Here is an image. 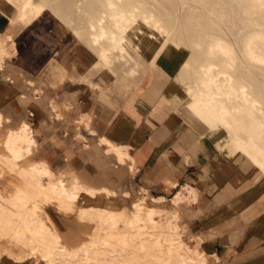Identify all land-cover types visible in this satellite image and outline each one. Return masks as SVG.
Wrapping results in <instances>:
<instances>
[{
  "label": "bare ground",
  "instance_id": "bare-ground-1",
  "mask_svg": "<svg viewBox=\"0 0 264 264\" xmlns=\"http://www.w3.org/2000/svg\"><path fill=\"white\" fill-rule=\"evenodd\" d=\"M5 4L9 11L4 9ZM0 11L9 15L12 25H25L51 12L76 42L91 50L96 65L119 74L124 70V94L119 95L122 104L145 95L156 97V105H152L155 109L162 102L170 103L197 129L200 139L213 128H221L226 141L217 144L229 147L231 152L239 150L252 160L260 175L255 188L264 187V0H0ZM13 39L0 35L2 54ZM140 70L144 78L137 82ZM82 80L92 84L86 73ZM148 119L152 120V115ZM3 123L0 112V127ZM100 142L105 150L115 152L120 162H128L130 170L138 169L128 143L119 145L106 138ZM36 144L39 142L27 123L5 134L0 132V177L14 170L19 177L29 175L32 188L41 189L27 194L29 182L19 177V183L0 179V254L6 248L9 256L28 258L33 264L36 256L31 252L44 250L42 256L48 264H67L93 259L102 251L98 241L87 243L82 239L76 245L63 241L64 233L53 221V210L73 216L81 224L89 225L96 217L107 221L104 227L112 236L110 240L105 237L104 246L109 242L117 264H125L123 251L128 240L143 249L153 243L155 264H207L203 251L185 244L179 224L160 226L158 212L139 198L133 197L129 211L99 201L116 196L115 184L123 187L131 182L127 172L110 185L93 186L76 174L68 184L46 162L20 163L22 149L31 152ZM55 177L58 183L52 182ZM160 196L167 199L164 194ZM183 198L197 201L199 193L182 185L172 200ZM41 205L47 207L42 209ZM145 217L150 225L143 221ZM95 222L99 224L100 219ZM119 228L120 236L116 235L119 231L115 234ZM157 230L159 233L154 232ZM26 231L31 235L27 250L18 242V236ZM120 239L124 245L118 244ZM182 247H186V253L177 254L173 260V253H169ZM160 251L168 252V256L160 257Z\"/></svg>",
  "mask_w": 264,
  "mask_h": 264
},
{
  "label": "rangeland",
  "instance_id": "rangeland-1",
  "mask_svg": "<svg viewBox=\"0 0 264 264\" xmlns=\"http://www.w3.org/2000/svg\"><path fill=\"white\" fill-rule=\"evenodd\" d=\"M3 6L4 9L6 8V11H9L7 4ZM2 15L3 14L0 12V17H2ZM0 30H2V28ZM16 45L19 49L17 55L18 60H30L32 66L24 72L22 71V67H17L13 64V62H9V64H7L6 70H10L8 66H16L14 71L10 72V75L13 77L12 83L14 84V94L9 103H7V106L4 107V111H2V113L10 118V121H5V123L1 125L0 132L5 134L9 131L7 130L9 127H14L16 125V122L20 120L22 115H27L29 123L36 130L37 137L39 139V145L36 144L31 152H26L25 149H22L23 156L20 158V163L27 166V164H29L28 162H46L53 168L57 177H64L66 179L65 182L68 184L71 183V180L75 175V171L87 179L85 180L81 177L82 180L88 181V183L93 186H100V184L103 183L110 185L117 182L118 179H122V172H127L128 174H124L128 175L127 178L131 182H127L123 187H120L117 184L114 185L116 187L112 185V189L113 187L114 189L116 188V196L110 195L108 197H104V199L99 200L100 202H106L107 205L115 208L124 207L125 211H129L133 205V197L139 198L140 201L145 203V205L154 208L155 211L158 212L156 219L160 226H164L169 222L179 224L182 229V236L185 244L197 247V249L203 251L207 258V264H232L223 261L226 253L224 251L222 253L220 252V250L224 249V247H220L219 243H228V247L230 248H233L236 245L239 246L240 244L231 243L230 241L225 240L226 237L224 234L227 233V230L218 227L217 229H213V231H206L202 228L199 231V236L195 237L192 233H190L191 229L188 226V220L194 217L189 208H197L199 204H194L193 207L191 202L185 198L178 201L172 200L175 194L182 190L181 186L184 183H190L198 186L200 189L204 199H202L203 201L201 204H203L204 207L211 205V187L214 183V177L208 172L210 169L209 161L211 157L216 156V150L213 146L212 140H223V142H225L226 136L223 130H220L219 128L212 129L209 132V137L205 136L202 137L203 139H200L197 129L188 124H183L178 129H173L172 135L166 129L161 128L163 124H159L156 129L165 135L162 136V140L160 139L156 143L150 139L149 129H147L144 133L142 130L136 128L132 129L131 126H127V130L124 129L120 132L121 135L120 133L116 134L109 128L114 121L115 111L110 112L107 110L106 104L102 101L106 96L111 95L105 96V94H103L104 96L102 97L100 94L99 98L93 99L90 88L86 87V85L84 86L80 82L72 83L70 81L57 86L56 90L51 92V95L56 96L57 93L64 89L74 90L79 87L77 98L74 100V104L69 110L65 109L63 100L57 98L58 96H56L61 110H63L62 115H58V118L61 120H57L50 110V92L43 90L42 96H36L39 94L38 90L43 84V78L40 76L39 72L48 59L54 55L55 50L58 51L55 56L59 59V61L65 63L67 67H71V64L74 62L73 65L77 67L75 71L77 73L85 68L87 71L90 70L95 78H99L101 76V69H98L99 66H97V70L94 71L88 66L90 58L86 55V50L82 46H79L66 31H62L60 28L55 26L52 19H50L47 14L41 16L36 23L34 22V24L30 26L28 30H25L22 34H20ZM12 48L15 51L14 46ZM12 48L11 50H13ZM122 73L124 74V70H122ZM28 79L32 82L30 83ZM112 90L120 94V91L114 89L113 87ZM21 92L26 95V101L20 100L19 95ZM123 94L124 93L122 92L121 95ZM29 110L34 111V113L28 114ZM84 112L91 113V126L97 133L106 132L117 139L127 137L134 142L136 146L135 148H137L138 151L140 149L145 151V159L143 161L139 160V164L141 162L144 163V175L139 172V169L134 171L131 168L130 170L129 165L126 163H118V165H116L117 162L112 153H105V150L97 147L93 141L88 140V136L91 135V133H89V131L82 126L84 124V120L81 118H85ZM22 122L26 123L25 120ZM21 123L18 127L23 124ZM3 142H5V140H3ZM17 143L18 145L22 144L21 141H17ZM160 150L165 151L161 163V166L163 167L162 169L156 165V167H153L156 159V153ZM186 151H190L196 158V161L189 163L185 162L184 154ZM63 161H65L66 164H61ZM247 163L248 161L245 156H241L236 163H233L234 167H236L235 176L240 181L242 180V182L247 178ZM200 165H205L207 167L206 174H203V176L201 175V177L198 173ZM116 170H120L117 175H115ZM19 175L20 174L17 171H8L4 172V177H0V179L4 181L11 179L14 183H16V181L19 183V181L16 180ZM57 177L52 178V182L54 181L58 183L59 178ZM20 178L23 182H29V184L27 183V187L29 188L26 190L29 191V193H25L30 194L32 191L38 192L41 190L32 188L30 181H28L30 180L29 175L20 176L19 180ZM110 178H112L113 181H108ZM159 179L162 180L158 182ZM170 180L172 182L175 181L177 185H173ZM127 184L130 185L128 186ZM7 188L12 190V187ZM51 189L52 188H50V190ZM143 189H146V197L144 196ZM162 193H164V196H166L167 199L160 198V194ZM144 197L145 199L143 200ZM220 198L221 196L218 197L219 200ZM41 207L44 209L47 205H41ZM45 212L47 213L48 211ZM51 214L53 216L54 223L59 226L61 233H64L63 241L75 245L82 239H84L87 243L90 241H98V248H101L102 250L101 252H98V254L94 255L93 259L86 260L82 258L75 261H68L67 264H111L112 262L117 264L118 259L115 260V257L110 253V247L108 245L109 242L104 246V242L108 239L110 240V235L112 236V233L105 230L107 221H104L100 217H96L88 225L81 224L73 216L67 217L59 215L53 210L51 211ZM174 215H176L175 218ZM98 219H100L99 224V221L95 222ZM147 219L148 218L145 217V220L143 221L150 225L151 221ZM131 230L133 229H130L129 231ZM158 230L160 231V228ZM158 230L154 232L159 233ZM101 231H103V235ZM121 231L122 229H116L115 234L118 232L116 235L120 236L122 233ZM30 236V231H26L20 237L18 236V242L24 243V248L26 250L28 249V237ZM97 236L98 238H96ZM105 237L107 240H105ZM201 238L204 240H200ZM122 241L123 239H120L118 244H125V250L123 251L125 264H155V258L152 255L153 243H150L151 246L143 249L137 242H133L131 240H128V242ZM41 244L42 243H40V245ZM111 244L112 243H110V246ZM156 248L158 249V246ZM128 249L131 250L129 251ZM214 249L216 251L217 249L219 250L218 252L220 258L217 255L216 257L213 256L216 254V252L214 254L211 253ZM186 250V247L175 248V251L169 254L173 253V257H171L174 260L176 259L174 257H176L177 254L186 253ZM44 252V250L31 252L34 256H36V261L33 264H48L47 258L42 256ZM0 255V261L3 260L4 264H32L28 258L26 260H21L13 256H9L10 252L6 248L2 249ZM158 255L165 258L168 256V252L160 251ZM9 259L16 263H13Z\"/></svg>",
  "mask_w": 264,
  "mask_h": 264
},
{
  "label": "crops",
  "instance_id": "crops-1",
  "mask_svg": "<svg viewBox=\"0 0 264 264\" xmlns=\"http://www.w3.org/2000/svg\"><path fill=\"white\" fill-rule=\"evenodd\" d=\"M0 12L3 14L2 17H0V29L2 28V30H0V35H10L12 36V38H14L13 42L10 41L8 45H5V51L3 50L4 53L2 54L0 52V112L2 113V111H4V107L7 106V103H9L11 97H13L14 94V84L12 83L13 77L12 75H10V72L14 71L16 66L22 67V71L24 72L32 66L30 60H18L17 55L19 49L16 45V42L20 34H22L25 30H28L30 26H32L34 22H36L41 16L47 14L50 19H52V22L55 26L60 28V30L62 31H66L75 41L76 39L70 32V30L66 28L60 21H58L51 12H44L43 14L38 16V18H36L37 20L35 19L33 22L28 23L29 25H12L9 15L3 11ZM76 43L81 46L79 42ZM13 46L15 48V51L12 48ZM11 48L13 50H11ZM84 49L87 52L86 55L90 58V63L88 66L91 67L94 71L97 70V66H99L98 69H101V76L99 78H95L92 75V72H90V70L87 71L85 68L80 70L79 73L75 72L77 67L73 65L74 62L73 64H71V67H67L65 63L59 61V59L55 56V54L58 53L57 50H55L54 55L48 59V61L42 66V69L39 72L40 76L43 78V84L39 90L37 89L39 91V94L36 96H42L43 90L50 92L51 98L49 105L50 110L55 116V119L61 120L60 118H58V115H62L63 111L61 110L56 96H58L57 98L63 100L65 109L69 110L73 106L74 100L77 98L79 87L74 90L64 89L57 93L56 96L51 95V92L53 90H56L57 86L70 81L72 83L80 82L84 86L86 85V87L90 88V90L92 91L93 99L99 98L100 94L102 97L104 96L103 94H105V96L111 95L106 96L102 101L104 104H106L107 110H109L110 112L115 111L114 121L109 128L116 134L122 132L124 129L127 130V126H131L132 129L136 128L142 130L144 133L147 129H149V137L153 142L156 143L158 140H162V136L165 135L160 133V131L156 129L158 128L159 124H163L161 128L169 131L171 135L173 129H178L183 124H188L187 121L184 120L182 116L175 111L174 106H172L170 103L162 102V104H159L156 109L153 108L154 105H156V102H154L156 101V97L150 98L145 95L141 98H133L128 101L129 103L127 102L125 104H122L119 99V95L124 92L122 88L124 74H119L113 71H106L105 69H103V66L96 65L94 54L91 52V50L87 48ZM2 61L3 63H1ZM9 62H13V64H15L16 66H8L10 70H6L7 64H9ZM85 73L90 75L91 83L93 84V86L92 84H89L88 82H84L82 80V75ZM143 78L144 72L140 70L138 78H136L135 81L139 82ZM28 81L30 83L32 82L30 79H28ZM112 87L120 91V94L116 91H113ZM19 97L21 101H26V95L23 92L20 93ZM33 113L34 111L29 110L28 114ZM2 114L4 116V123L5 121H10V118L7 115H5L4 113ZM84 115L85 118H81L84 120V124L82 126H84L89 131V133H91V135L88 136V140L93 141L97 147L102 148L103 150H105L103 148L104 144L101 145L100 142V140L103 138H106L107 140H110L111 142L119 145H123L125 142L128 143L131 148L130 152L134 157L135 164L138 167L139 172L144 175V163L141 162L140 165L139 160L143 161L145 159V151L141 149L138 151V149L135 148L136 146L134 142L127 137L123 139H117L106 132L97 133L96 130L91 126V113L84 112ZM150 115H152V120L148 119ZM24 120L30 125L35 133L36 139L39 140L37 137V132L29 123L27 115H22L20 117V120L16 122V125L14 127H9L7 130L16 129L18 125ZM216 128L219 127H215L213 129ZM219 129L222 130L221 128ZM205 135L206 137H209V133H206ZM212 141L213 146L216 150V156L210 158V169L208 171L214 177V183L211 187L212 202L208 207H204L203 204H201L204 199L198 186L190 183H184L183 186L189 185L193 188L196 187L198 190L196 188L195 189L199 193L198 200L191 202L193 207L194 204L199 205L197 206V208H189V210L192 211L194 217L188 220V226L191 231L193 230L192 232L195 233V237L199 236V231L202 228L206 231H213V229H217L218 227L226 229L227 233L224 234L226 238H223H225L226 241L228 240L231 243H239L240 245H236L235 247L230 248L228 247V243H219L220 247H224V249L220 250V252L222 253L224 251L226 253L224 255L225 258L223 259L224 262H229L232 264H264V187L255 188L256 182L260 178V175L258 174L257 168L254 165L253 161L245 156L242 152H240L239 150L236 152H231L229 147L226 146V148H224L218 145L217 141L219 140ZM105 146L109 147L107 143H105ZM105 153L113 154L117 162L116 165H118V163H122L120 162L118 155L115 152L105 150ZM164 153L165 151L163 150H160L156 153V159L154 161L153 167L157 166L160 169L163 168L161 166V163L162 158L164 157ZM241 156H245L248 161L246 166L247 178L243 182L235 176L236 167H234L233 164L236 163ZM184 160L185 162L189 163L196 161V158L190 151H186L184 154ZM62 163L66 164L65 161L61 162V164ZM124 163L128 164V162ZM119 172L120 170H116L115 175H117ZM206 172L207 167L205 165H200L198 169L199 176H203V174H206ZM75 174L82 177L76 171ZM84 179L87 180L86 178ZM111 179L112 178H110L109 180ZM161 180L159 179L158 182H160ZM170 182L172 181L170 180ZM172 184L177 185L175 181L172 182ZM220 196L221 201L218 199V197ZM200 240L203 241L204 239L201 238ZM218 251V249L217 251L214 249V251H212L211 253L214 254L216 252V254H214L213 256L216 257L217 255L219 257ZM12 262L16 263L14 261ZM0 264H4L3 260L0 261Z\"/></svg>",
  "mask_w": 264,
  "mask_h": 264
}]
</instances>
